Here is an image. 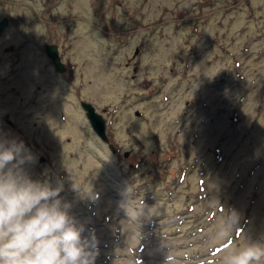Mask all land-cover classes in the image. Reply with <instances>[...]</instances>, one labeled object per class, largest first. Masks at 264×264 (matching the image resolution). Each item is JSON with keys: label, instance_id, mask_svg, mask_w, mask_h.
<instances>
[{"label": "rangeland", "instance_id": "1", "mask_svg": "<svg viewBox=\"0 0 264 264\" xmlns=\"http://www.w3.org/2000/svg\"><path fill=\"white\" fill-rule=\"evenodd\" d=\"M3 16L0 264H264V0Z\"/></svg>", "mask_w": 264, "mask_h": 264}, {"label": "water", "instance_id": "2", "mask_svg": "<svg viewBox=\"0 0 264 264\" xmlns=\"http://www.w3.org/2000/svg\"><path fill=\"white\" fill-rule=\"evenodd\" d=\"M7 17L3 16L0 18V32L3 30L5 25L7 24ZM11 46L5 47V50L11 49ZM44 51L46 55L50 58L52 65L55 70L61 72L65 69V64L61 60L59 52H58V46L56 43H45L44 44ZM80 106L84 109L85 115L89 121L90 126L94 130V132L105 142L108 143V146L111 150H114V147L112 143L108 141V136L105 131V119L103 118L102 114L99 113L94 105L85 100H80ZM4 120L7 123H11V120L9 119L8 115H5Z\"/></svg>", "mask_w": 264, "mask_h": 264}]
</instances>
